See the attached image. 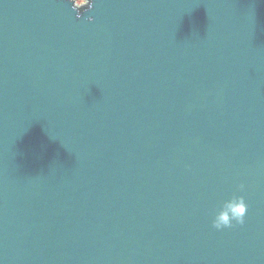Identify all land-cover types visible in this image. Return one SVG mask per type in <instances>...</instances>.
<instances>
[{
    "label": "water",
    "instance_id": "water-1",
    "mask_svg": "<svg viewBox=\"0 0 264 264\" xmlns=\"http://www.w3.org/2000/svg\"><path fill=\"white\" fill-rule=\"evenodd\" d=\"M0 264H264V0H0Z\"/></svg>",
    "mask_w": 264,
    "mask_h": 264
},
{
    "label": "clouds",
    "instance_id": "clouds-1",
    "mask_svg": "<svg viewBox=\"0 0 264 264\" xmlns=\"http://www.w3.org/2000/svg\"><path fill=\"white\" fill-rule=\"evenodd\" d=\"M241 190L243 185L240 186ZM247 204L243 196H233L223 203L219 211L212 218V227L217 231L243 226L247 213Z\"/></svg>",
    "mask_w": 264,
    "mask_h": 264
},
{
    "label": "rangeland",
    "instance_id": "rangeland-1",
    "mask_svg": "<svg viewBox=\"0 0 264 264\" xmlns=\"http://www.w3.org/2000/svg\"><path fill=\"white\" fill-rule=\"evenodd\" d=\"M74 2L79 6L86 3V0H74Z\"/></svg>",
    "mask_w": 264,
    "mask_h": 264
}]
</instances>
